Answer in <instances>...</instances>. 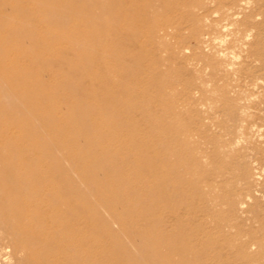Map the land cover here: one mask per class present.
Listing matches in <instances>:
<instances>
[{
	"label": "bare ground",
	"instance_id": "6f19581e",
	"mask_svg": "<svg viewBox=\"0 0 264 264\" xmlns=\"http://www.w3.org/2000/svg\"><path fill=\"white\" fill-rule=\"evenodd\" d=\"M138 1L0 0V264H182L161 241L168 225L150 223L160 216L152 207L173 197L140 185L158 170L145 149L165 123L149 126L152 116L179 102L148 97L130 43L137 22L148 20L152 44L179 56L195 41L198 59L224 74L237 44L222 42L245 18L238 0H153L151 12ZM160 8L176 9L188 24L174 44L164 36L169 17L155 13ZM222 90L231 103L235 86ZM96 187L103 192L94 195ZM139 205L143 211H134ZM157 244L166 253L153 252Z\"/></svg>",
	"mask_w": 264,
	"mask_h": 264
},
{
	"label": "rangeland",
	"instance_id": "374dc122",
	"mask_svg": "<svg viewBox=\"0 0 264 264\" xmlns=\"http://www.w3.org/2000/svg\"><path fill=\"white\" fill-rule=\"evenodd\" d=\"M151 1L139 0L138 6L151 12ZM238 4L239 19L245 18L244 24L232 28L222 42L223 46L232 41L237 44L232 49L228 73L218 72L199 60L195 41L191 42L192 51L185 49L179 56L175 50L155 46L154 25L148 20L137 22L133 44L130 43L135 49L133 59L143 64L136 71L148 81L141 84H147L143 88H149L148 97L164 95L179 102L173 108L160 105L152 116L153 122L160 119L165 123L151 138L152 146L145 149L158 170L147 174L148 180L140 183L149 195L173 197L170 203L159 201L152 207L160 216H151L156 220L150 223L155 228L169 226V236H162L161 241L168 242L172 248L168 253L177 263L190 264L192 260L191 264H264V0H238ZM138 6H132V10ZM163 9L155 13L164 20L169 17V29L160 34L163 32L174 44L186 35L188 24L182 22L176 9ZM121 19L125 20V15ZM115 33L124 35L117 30ZM155 55L166 61H156ZM97 57L110 64L108 55ZM234 86L236 91L229 93L232 102L228 103L222 99V89ZM192 89L193 98L187 95ZM145 132H150V127L142 134ZM101 192L102 187L92 191L94 195ZM122 209L131 210L126 205ZM133 209L143 211L140 205ZM101 212L109 217L108 209L103 207ZM112 227L117 230L120 225ZM186 245H192L196 254L183 251ZM167 250L160 244L153 246L155 253Z\"/></svg>",
	"mask_w": 264,
	"mask_h": 264
}]
</instances>
